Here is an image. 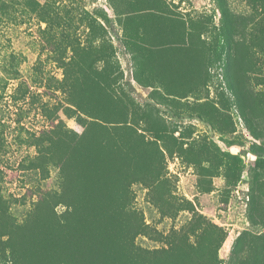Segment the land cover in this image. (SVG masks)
Masks as SVG:
<instances>
[{
	"label": "rangeland",
	"instance_id": "1",
	"mask_svg": "<svg viewBox=\"0 0 264 264\" xmlns=\"http://www.w3.org/2000/svg\"><path fill=\"white\" fill-rule=\"evenodd\" d=\"M82 137L139 158L90 260L264 264V0H0V264L67 263Z\"/></svg>",
	"mask_w": 264,
	"mask_h": 264
},
{
	"label": "trees",
	"instance_id": "2",
	"mask_svg": "<svg viewBox=\"0 0 264 264\" xmlns=\"http://www.w3.org/2000/svg\"><path fill=\"white\" fill-rule=\"evenodd\" d=\"M119 136L120 133L118 134ZM74 149L78 150L72 157V162L70 163V168L66 173L69 175V180L66 183V192L63 194L70 200V205H73V202L76 201L71 197L73 194L71 188L75 187L77 184H73L71 179H76L75 177L80 176L83 180L79 183V187L83 186V190L86 195H81L75 192V196L79 199H83L85 206H87L90 210L91 216L85 217L82 219L80 216L78 217L77 214H73L72 212H68L69 216L65 223H59L56 227L60 229H71L69 232L72 234V245L70 247V252L67 254V263L66 264H76L79 261L80 255L84 256L83 264H96L97 259L90 260V254L93 252H97L98 248L95 246L94 242V233L97 234L98 227H100L102 222L95 216L101 213V208L99 207L101 203L104 202L106 195L112 196L114 185L110 184V180L116 177V174L119 171H122V174L125 177H131L133 171H131L132 163L134 166L138 163L139 158L134 156L130 153V150H126L124 153V146L119 143L114 142L113 146L108 141H100L94 144H91L90 138L89 140L86 138H81L80 140L77 139L74 142ZM110 143V144H109ZM124 145V144H123ZM80 150L82 152H80ZM122 155V153L130 156L131 158L126 160V164L122 167L121 165H116L114 158L118 156V154ZM121 167V169H120ZM126 167V168H123ZM123 168V169H122ZM101 177L104 183H99L97 179ZM125 179V178H123ZM107 180V183L105 182ZM124 181V180H123ZM98 184V185H97ZM104 185L103 187H101ZM123 190L126 191L124 187ZM96 192V194H95ZM93 194L94 197L89 198L88 195ZM98 196H102L98 199ZM114 200H119L120 203L122 201L120 199H113L110 198L107 200V204L113 202ZM77 202V201H76ZM98 221V222H97ZM140 229V233L142 232ZM251 234L250 232L246 231L242 234L238 239V245H242ZM256 239L260 238V235H255ZM258 240H251L250 250L255 251L257 249ZM107 247V245H106ZM105 253L108 252L105 249ZM98 254V252H97ZM109 254V252H108ZM122 254V253H121ZM123 256V255H122ZM106 261V260H105ZM121 261L112 260V264H120ZM247 262L243 261V264ZM107 264V262H106Z\"/></svg>",
	"mask_w": 264,
	"mask_h": 264
}]
</instances>
